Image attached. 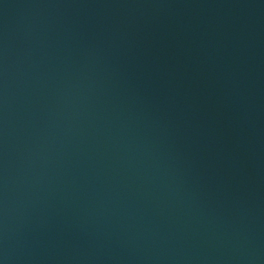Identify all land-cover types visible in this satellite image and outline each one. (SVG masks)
Segmentation results:
<instances>
[{"label":"water","instance_id":"95a60500","mask_svg":"<svg viewBox=\"0 0 264 264\" xmlns=\"http://www.w3.org/2000/svg\"><path fill=\"white\" fill-rule=\"evenodd\" d=\"M0 264H264V0H0Z\"/></svg>","mask_w":264,"mask_h":264}]
</instances>
